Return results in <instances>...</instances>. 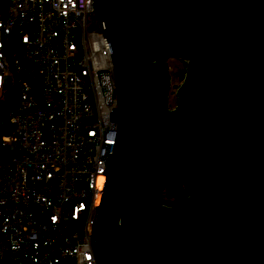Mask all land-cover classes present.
I'll use <instances>...</instances> for the list:
<instances>
[{
	"label": "water",
	"instance_id": "95a60500",
	"mask_svg": "<svg viewBox=\"0 0 264 264\" xmlns=\"http://www.w3.org/2000/svg\"><path fill=\"white\" fill-rule=\"evenodd\" d=\"M94 3L118 96L116 143L92 226L98 264H155L173 236L209 239L229 264H264V0ZM166 56L187 67L172 110ZM165 151L184 153L197 171L199 195L182 215L150 193ZM129 212L141 224L136 240L125 234Z\"/></svg>",
	"mask_w": 264,
	"mask_h": 264
},
{
	"label": "built area",
	"instance_id": "2783aa9c",
	"mask_svg": "<svg viewBox=\"0 0 264 264\" xmlns=\"http://www.w3.org/2000/svg\"><path fill=\"white\" fill-rule=\"evenodd\" d=\"M2 97L0 261L98 264L92 226L118 96L94 0H0Z\"/></svg>",
	"mask_w": 264,
	"mask_h": 264
},
{
	"label": "rangeland",
	"instance_id": "374dc122",
	"mask_svg": "<svg viewBox=\"0 0 264 264\" xmlns=\"http://www.w3.org/2000/svg\"><path fill=\"white\" fill-rule=\"evenodd\" d=\"M164 67L167 77L169 79V86L166 89L165 96L167 102L165 108L172 110L177 108L180 102L178 96V88L184 80L186 73V63L178 58L166 56L164 58ZM14 82L12 74L6 76V86H11ZM7 129V113H6V101L5 98H0V130ZM179 163L182 167L184 176L187 178L192 186L191 193L186 202L180 206L175 207L169 200L174 198L167 189L164 187L165 175L163 171L158 170V181L156 186L157 194H159V200H157L165 208V210L171 214H181L188 210L194 203L195 198L198 195L199 181L197 177L196 169L194 168L191 160L184 153H178ZM180 253L198 254L204 257L210 264H229L228 260L221 255L220 249L212 242L199 238H186L182 236H175L164 246L160 254V264H170L171 260Z\"/></svg>",
	"mask_w": 264,
	"mask_h": 264
},
{
	"label": "trees",
	"instance_id": "16d2710c",
	"mask_svg": "<svg viewBox=\"0 0 264 264\" xmlns=\"http://www.w3.org/2000/svg\"><path fill=\"white\" fill-rule=\"evenodd\" d=\"M6 132L7 129L0 130V157L9 155L8 148L3 145L1 140L2 135ZM178 153H180V151L163 152L159 158V164H158V170L163 171L165 175L164 187L171 195L174 196V198L169 201L175 207L182 206L188 199L192 190V186L187 180V178L184 176L182 167L179 163ZM0 264H11V262H9L8 260H3L0 261ZM170 264H210V263L201 255L180 253L171 260Z\"/></svg>",
	"mask_w": 264,
	"mask_h": 264
},
{
	"label": "flooded vegetation",
	"instance_id": "af4514ba",
	"mask_svg": "<svg viewBox=\"0 0 264 264\" xmlns=\"http://www.w3.org/2000/svg\"><path fill=\"white\" fill-rule=\"evenodd\" d=\"M165 58V57H164ZM164 58H163V64H164ZM184 61V60H183ZM185 62V61H184ZM186 63V62H185ZM153 172H154V174H155V176H156V181H155V187H154V189L152 190V191H150V193L152 194V196L155 198V200L157 201L158 200V197H159V194H157V191H156V186H157V181H158V165L156 164L154 167H153ZM197 172V171H196ZM198 177V176H197ZM199 191H200V187H199V190H198V195H199ZM198 195H197V197H198ZM197 197L195 198V200H194V203L192 204V206L188 209V210H186L185 212H183V213H181V214H174V215H182V214H185V213H187V212H189L192 208H193V206H194V204H195V201H196V199H197ZM158 202V201H157ZM159 203V202H158ZM161 204V203H160ZM171 214V213H170ZM126 221H125V234H126V236L128 237V238H130V239H134V240H136L137 238H139L140 237V233H141V224L138 222V220H137V218H136V216H135V214H133L132 212H129V213H126ZM175 236H173V237H171L170 238V240L171 239H173ZM193 237H197V236H192V237H189V238H193ZM188 238V237H187ZM200 238V237H199ZM202 239H205V238H202ZM169 240V241H170ZM205 240H208V241H210V242H212L215 246H217L219 249H220V251H221V255L224 257V258H226L227 260H228V263H229V259H228V257L226 256V254L222 251V249L220 248V246L217 244V243H215V242H213V241H211V240H209V239H205ZM168 241V242H169ZM167 244V242L165 243V244H163V245H161V247L158 249V251H157V253H156V260H155V264H160V254H161V252H162V250H163V248H164V246ZM130 255L135 259V260H137V259H139L140 258V250L136 247V246H134L133 244H132V246H131V251H130Z\"/></svg>",
	"mask_w": 264,
	"mask_h": 264
}]
</instances>
